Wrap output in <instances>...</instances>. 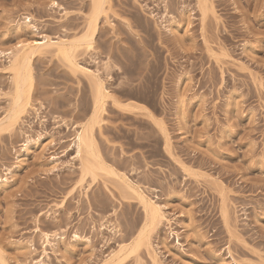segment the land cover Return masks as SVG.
<instances>
[{
	"label": "rangeland",
	"instance_id": "obj_1",
	"mask_svg": "<svg viewBox=\"0 0 264 264\" xmlns=\"http://www.w3.org/2000/svg\"><path fill=\"white\" fill-rule=\"evenodd\" d=\"M90 7L0 0V117L10 49L80 34ZM105 13L78 60L142 110L109 99L96 138L117 175L82 180L74 140L90 79L52 52L34 58L31 105L0 132V176L14 180L0 188L10 263L154 264L146 246L130 249L146 214L126 175L162 208L150 237L159 264H264V0H110Z\"/></svg>",
	"mask_w": 264,
	"mask_h": 264
},
{
	"label": "bare ground",
	"instance_id": "obj_2",
	"mask_svg": "<svg viewBox=\"0 0 264 264\" xmlns=\"http://www.w3.org/2000/svg\"><path fill=\"white\" fill-rule=\"evenodd\" d=\"M109 2L110 0H91L89 17L84 30L80 34H76L70 38L59 37L58 39H52L48 36H32L31 38L20 40L16 49H10L11 52L8 55L9 64L7 68L9 69L12 77V92L10 94L11 99L8 103L9 106L7 110H5L4 115L0 117L1 133L2 131L12 129L13 126L15 128V124H17L20 119L22 120V116L27 112L28 107L31 105V92L33 91L32 88L34 84L33 60L38 54L43 51L52 52L55 56L62 58L68 64L69 68L74 71V73L78 71L90 79L93 100L92 109L88 119L84 121L76 130L74 140V146L80 161L79 166L82 180L88 176L95 179L99 175V172L108 171V174H116L115 170L110 169V167L105 163L96 138V131L98 128L102 127L104 122L103 116L107 111L109 99H112L114 104L121 108H137L142 110V107L135 106L130 103L122 104L114 98L108 91L99 70H92L87 66L81 65L78 60L77 54L81 48H85L87 51H92L94 49L98 21L105 13L106 6ZM22 25L19 23L15 25L14 29L18 31L23 27ZM28 25L29 24L25 22V27H29ZM180 103L184 104L183 97ZM162 130L166 135L167 145H169L170 142L167 137L166 129L162 128ZM26 150L24 151V156L29 153ZM53 161L56 162V158L53 157ZM121 179L127 188L131 191L133 190L137 192L138 199H140L146 214L145 224H143V228L139 230V233L133 240L134 242L132 243L130 249L132 252H136L137 250H140L142 246H146L149 253L151 252L150 255L153 260L152 262L154 264H159L156 253L153 252L154 254H152V242L150 237L151 232L156 228V226H158L160 219H162V216L164 215L162 214V208L149 199L147 195H145L146 193L142 192L143 190L141 189V191L140 187L136 186V184H134L129 177L124 175ZM12 182H14V180H10L9 177L0 176V188L5 189ZM224 215L227 216L226 210ZM43 235L47 238L46 241L51 243L49 240V234L43 233ZM25 247H27V244H19L18 246L20 249ZM126 247L127 245L124 247L122 246L120 252L117 250L118 254L111 256L110 261L120 258L119 255L125 252ZM0 264H11L5 250L1 246ZM37 264H39V262Z\"/></svg>",
	"mask_w": 264,
	"mask_h": 264
}]
</instances>
